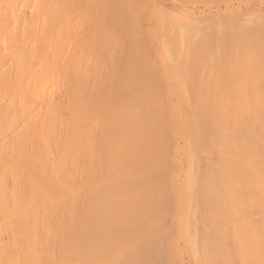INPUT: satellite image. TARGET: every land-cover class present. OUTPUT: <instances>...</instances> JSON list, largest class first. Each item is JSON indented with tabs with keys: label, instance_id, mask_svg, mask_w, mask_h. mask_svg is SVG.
I'll list each match as a JSON object with an SVG mask.
<instances>
[{
	"label": "bare ground",
	"instance_id": "6f19581e",
	"mask_svg": "<svg viewBox=\"0 0 264 264\" xmlns=\"http://www.w3.org/2000/svg\"><path fill=\"white\" fill-rule=\"evenodd\" d=\"M69 1L0 0V264H264V22Z\"/></svg>",
	"mask_w": 264,
	"mask_h": 264
},
{
	"label": "rangeland",
	"instance_id": "374dc122",
	"mask_svg": "<svg viewBox=\"0 0 264 264\" xmlns=\"http://www.w3.org/2000/svg\"><path fill=\"white\" fill-rule=\"evenodd\" d=\"M73 0H71V1H69L68 2V4L69 5H67V7H71V2H72ZM133 2H137L136 4L138 5L139 3L140 4H142L141 5V7L143 6V8L145 9V8H148V7H150V6H152L153 7V5L154 6H162V7H165V9L166 10H169V9H171V7H172V4H173V0H155V1H157V4L159 3V5H157L156 4V2L154 1V0H144V2L143 1H139V0H132ZM158 1H160V2H158ZM185 1V0H184ZM187 1V0H186ZM186 1H185V3H183V9L182 10H185V11H183L184 12V15H185V17L187 18V19H189L190 21H191V23H193L197 28H199V30L201 31L203 28H205V30H204V32L205 31H207V30H209L210 31V22H211V28L215 31V35H216V33L219 31V28H224L225 26H228V25H230V23H232V24H234L235 23V25H236V22H237V20L239 21L238 22V25H246V26H248L249 27V25H247L248 23H250V21L252 20V22L254 21V20H258L259 21V19H262V17L264 16L263 14H264V0H251V1H254V2H251V1H249V0H195V1H193L192 3H189V1L191 2V0H188L187 2L188 3H186ZM203 1H205V2H203ZM234 1H236V2H234ZM238 1H241V2H245L244 4L242 3L241 4V2H238ZM250 2V4L248 3L247 4V2ZM139 2V3H138ZM154 2V3H153ZM201 2V3H200ZM229 2V3H228ZM73 3V2H72ZM143 3H145V5L143 4ZM161 3V4H160ZM226 3H227V5H226ZM238 3L239 4H241L240 6L238 5ZM260 3V4H259ZM139 4V5H140ZM156 4V5H155ZM167 4V5H166ZM231 6H230V5ZM262 4V5H261ZM138 5V6H139ZM242 5L246 8H243L242 7ZM260 5H261V8H260ZM239 6V7H238ZM248 6V7H247ZM254 6V7H253ZM259 6V7H258ZM74 7V6H73ZM73 7H71V8H69L70 10L73 8ZM196 7V8H195ZM226 8V9H225ZM239 9V10H238ZM248 9V10H247ZM258 9V10H257ZM73 10V9H72ZM71 10V12H70V14H67V16L68 17H72L73 18V16H74V18L76 17V14L74 13L75 12V10H73L72 11ZM228 10V11H227ZM231 10V11H230ZM241 10H244V15L242 16V15H239V14H234L233 12H238L239 13V11H240V13L242 12ZM247 10V11H246ZM235 12V13H236ZM247 12H249V13H251V14H248ZM68 13H69V10H68ZM74 15H73V14ZM186 13H188V14H186ZM190 13H192L191 15H190ZM230 13L232 14V16H230V18L232 17V19L234 18L233 16L234 15H236V17H235V19H233V20H235V22L232 20V22L230 21H226V19H225V17L227 16L228 17V19H229V15H230ZM222 14V15H221ZM234 14V15H233ZM242 14V13H241ZM256 14V15H255ZM73 15V16H72ZM221 15V19H223L224 18V24L227 22V24L226 25H224L223 23H221V21L223 22V20H219V19H217V18H219V17H217V16H220ZM225 15V16H224ZM190 17V18H189ZM217 17V18H216ZM226 17V18H227ZM239 17V18H238ZM209 18V19H208ZM264 18V17H263ZM204 21H203V20ZM206 19H208L207 20V22L205 21ZM211 19V20H210ZM242 19V20H241ZM66 20V19H65ZM215 21V22H213V21ZM70 25H72L71 24V20H66ZM201 21H203V22H201ZM257 21V22H258ZM82 22V21H81ZM196 22V23H195ZM209 22V23H208ZM251 22V23H252ZM257 22H254V24L257 26L258 24H260V25H258V26H262L261 25V23L262 22H264L263 20L262 21H259V23H257ZM261 22V23H260ZM80 23V22H79ZM202 25H201V24ZM257 23V24H256ZM83 24V23H82ZM86 24V23H85ZM85 24H83V25H81V24H79L80 25V27L78 26V28H80L81 30H79V31H77V29L75 30V34L73 33V29H70V30H68V33L66 34V32H64V34L62 35V39L63 38H65V36H67L68 34H70L71 33V35H73V36H70V37H72V39H74V37L75 36H79V34L81 33L82 34V31H83V34L81 35L80 34V36L83 38V41H84V39H85V36H86V34H87V32H89V31H87L88 30V26H86ZM207 24V25H206ZM87 27V29L85 28V26ZM204 25V26H203ZM252 25L253 24H251L250 26H251V28H249L250 30L252 29ZM73 26V25H72ZM203 26V27H202ZM258 26L257 27H255L254 26V28L253 29H256V32H255V30H253V32H255L256 34L258 33L257 31H260V30H257V28H258ZM264 26V25H263ZM82 27V28H81ZM84 27V28H83ZM201 27H202V29H201ZM263 28V27H262ZM259 29H261L260 27H259ZM198 30V31H199ZM212 30V31H213ZM262 30V29H261ZM263 30H264V28H263ZM262 30V31H263ZM70 31V32H69ZM199 31V32H200ZM214 31L213 32H211L212 34H214ZM80 32V33H79ZM201 32H203V31H201ZM200 32V33H201ZM203 32V33H204ZM261 32V31H260ZM258 33L257 34V37L258 38H262L263 37V35L261 36V34H263V33ZM78 33V34H77ZM205 33H208L209 34V32H205ZM210 33V34H211ZM66 34V35H65ZM77 34V35H76ZM260 34V35H259ZM65 35V36H64ZM84 35V36H83ZM207 35V34H206ZM215 35H212L213 37L215 36ZM259 35V36H258ZM64 36V37H63ZM77 36V37H78ZM209 36V35H208ZM212 36H209V37H212ZM68 37V36H67ZM80 38V37H79ZM82 38H80V39H78V40H76V41H79L80 43H81V41H82ZM59 39H61V37H59ZM77 39V38H76ZM62 41V40H61ZM66 41V38H65V40H63L62 42H60L59 44H60V48L61 47H63V45H65V43H63V42H65ZM74 41V40H73ZM72 41V42H73ZM74 42V43H76L75 45H71V44H74V43H72L71 42V40L69 41L70 42V44L67 42L66 44L68 45L69 44V46H71V48H72V46L74 47V50H75V52L77 51V52H79L78 50H80V52H81V56L82 55H84L85 56V53H84V51H83V49H84V47H83V43L79 46V44L80 43H78V48L76 49V45H77V42ZM82 41V42H83ZM51 45V44H50ZM67 45H65L64 47H65V49L67 48V49H69L68 47H67ZM81 47V48H80ZM70 48V49H71ZM64 48L63 49H61L63 52H65L66 50H65ZM73 49V48H72ZM65 50V51H64ZM68 51V50H67ZM70 51V50H69ZM73 51V50H72ZM83 56V57H84ZM84 60V59H83ZM85 61V60H84ZM82 63H83V61H82Z\"/></svg>",
	"mask_w": 264,
	"mask_h": 264
}]
</instances>
